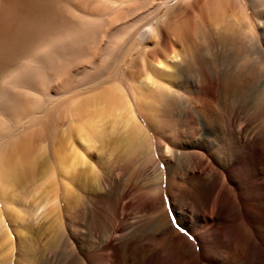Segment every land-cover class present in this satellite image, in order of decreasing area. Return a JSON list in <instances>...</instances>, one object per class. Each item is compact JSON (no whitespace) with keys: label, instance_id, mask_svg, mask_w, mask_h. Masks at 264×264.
Instances as JSON below:
<instances>
[{"label":"bare ground","instance_id":"bare-ground-1","mask_svg":"<svg viewBox=\"0 0 264 264\" xmlns=\"http://www.w3.org/2000/svg\"><path fill=\"white\" fill-rule=\"evenodd\" d=\"M5 1L9 3V7L7 6L6 12L0 15V107L11 106L18 109L21 106L19 111L7 107L8 111H18V113L21 112L22 105L26 104L24 108H28L30 101L24 102L23 98L21 102L19 94L25 95L35 106L42 105L47 83L52 82L55 74H60V71L63 72L62 76L66 75L67 78L59 77V80L60 78H63V82L65 80L62 84L64 87L61 86V89L65 88L63 92L68 90L70 92L72 90L70 88L75 87L73 84L75 82L84 84L79 86H84L83 90H80L86 95L83 94L80 98L77 97L76 92L77 99L71 98L74 102L69 104L74 112L75 139L63 159L64 173L68 174L69 171L72 172L80 166H86L88 170L94 169L89 161V149L95 143L110 142L114 150L119 151L125 158L138 156L144 160L146 166H154L156 175L152 186L154 196L150 195L146 199V203L152 209L158 210L163 205L165 183L170 181L179 185L180 192L176 200L178 199L182 209L177 208L178 221L172 224L165 210L163 213H158L153 222V230L156 234L163 237L175 235L187 244L189 255L202 260L200 264H206L204 259L207 255L205 250L201 254L197 253V248L206 244L210 248L208 253L211 259L218 257L221 253L217 251L219 237L227 244L224 251L228 250L231 253V249L238 242L240 247L250 249L237 256L233 255L232 260L227 256L225 264H264V130L260 135L255 131L258 127L254 130L250 125L240 122V115L246 112L245 109L264 113V22L260 20L263 29L259 30L252 20L247 0H234L236 14L225 17L224 11V14L219 15L222 19L220 18L218 26L223 24L219 26L220 30L227 31L232 41L240 42L241 47L238 45L237 49H233L227 56L223 55L214 63L208 59L202 61L200 64L204 65L207 71L195 77L197 80L194 84L191 82L192 79L187 81V78L183 76L185 80L179 74V65L172 63L177 60L179 54L175 49L176 54L171 48L169 50V39L166 42L169 45L162 42L164 39L161 26L168 12L162 16L159 14L163 9L168 11L175 2L181 0H108L111 3L109 6L115 9L125 3H134L135 7L126 5L128 11L129 8L133 11L128 12L127 19L120 28L113 26L114 23H118L114 19L117 11L111 12L113 9L102 17L99 16V19L93 17L92 19L89 15L88 17L86 14L77 13L76 8L70 6L68 4L70 2L66 0L65 3L58 0ZM15 4L21 5L22 7L19 8L23 10L18 16L11 17V13L15 11L13 8L17 7ZM173 8H176L175 5ZM143 9L146 11L142 14L143 11H140ZM139 12L141 15H137ZM70 14L72 18L69 17ZM119 14L120 18L123 14ZM128 15L133 18L129 19ZM145 19H150L146 25L144 24L146 28L139 27ZM231 22H233L232 27L229 25ZM47 27L55 30L51 32L54 33L55 36L53 34L51 36L54 38L47 40V36L50 37L47 35L49 33ZM153 33L158 35L155 36L159 39L157 46L160 45V52L156 51L157 59L149 58L153 60L152 62H148V58L144 60L142 79L128 78L123 72L120 77H126L124 82L120 77H116L121 79L119 82L104 81L103 77L102 81L96 79L95 74L98 69L106 67L116 58L114 55L116 51L113 50L112 54V48L119 45L115 49L117 50L124 43L127 49L124 46L122 48L125 50L131 51L135 48L144 50L148 48L149 37ZM158 39L155 40L156 43ZM95 44L98 46H94ZM172 46L174 48L173 44ZM94 49L96 51L93 54L91 51ZM170 51L174 56L169 55ZM88 52L92 53V56L100 55V60L91 62L90 70L84 68L82 75L80 73L81 77L78 75V78L73 79L77 75L70 76L65 72L67 69H63L60 64L74 66L72 64L79 63L81 59L84 61ZM89 54L87 57H90ZM150 55L148 54L149 57ZM144 56L143 58H146ZM97 57L93 58L97 59ZM87 60L82 63L86 64ZM120 65L119 67H123ZM52 72L55 74L51 75ZM111 72L113 73V70ZM106 73L107 78L112 74ZM215 80H220L222 83L223 98L218 99L215 109L214 106H208L214 111L207 108L204 109V114V111L199 109L200 113L204 114L202 115L199 111H195L194 107L192 109L191 105L186 106L185 102H182V106L175 105L183 98L182 93H186L187 85L188 87L190 85V88L195 86V94L210 95L209 89L213 87ZM48 99L50 100V97ZM212 100L210 101L213 102ZM211 104L210 106L215 103ZM70 116L72 118V115ZM162 118L173 123V126H170V135L164 138L163 144L166 147V154L171 155L175 163L168 162L165 170L156 167L155 153L157 146L158 151H162V142L159 143L155 135V131L163 130L166 126L163 122L166 124L167 121L165 119L162 122ZM6 127H0L1 142H8V138L12 135V130ZM262 129L263 125L260 131ZM19 136L22 135L18 134ZM18 137H15L17 139L12 146L15 150L11 158L5 157L2 154L4 152L1 153L0 150V176L2 181L4 180L3 182L12 188L21 183L22 179L27 180L28 176L34 174L33 172L38 168L41 169L36 155H27L22 149L25 148L22 146L25 141L21 143V138ZM6 142H2L3 145ZM167 173L168 178H166ZM4 187L0 189L2 201L6 199ZM127 195L128 193H124L122 196L125 198ZM50 201H45L50 203H46L47 207L53 204V199ZM46 205L43 204L42 207ZM6 209L4 211H7ZM2 210L0 200V264H11V256L15 251L17 254L15 259L18 261L14 264H120L119 246L124 242L127 243V240L131 245L130 240L134 239L122 234L119 225L117 228H112L113 230H101L98 226L92 229L95 220L90 217L89 211L82 210L79 213L80 218L78 217L81 223L79 228L82 229L80 234L69 231L70 227L72 230L74 228L72 224L67 227L56 219L55 234L48 238L43 248H40L37 246L39 240L29 234V228L24 229L21 238L13 237L9 232L10 229L7 231L5 227L6 218L8 217V221L13 217L12 212H8L11 208L7 213L5 212L7 215ZM122 210L123 206L118 203L114 209V220L118 223L122 220ZM47 213L46 216L50 215L49 212ZM177 226L194 236L196 243H193L189 237L181 235ZM244 236L246 238L242 241ZM155 256L156 253L149 254L143 264H146V260L153 262ZM215 260L217 263V258ZM209 264L214 263L210 260Z\"/></svg>","mask_w":264,"mask_h":264},{"label":"rangeland","instance_id":"rangeland-1","mask_svg":"<svg viewBox=\"0 0 264 264\" xmlns=\"http://www.w3.org/2000/svg\"><path fill=\"white\" fill-rule=\"evenodd\" d=\"M4 1L5 0H0V15L2 14V12H6L5 10H7L9 7V3H6L7 1H5L4 4ZM8 1L10 2V0ZM58 1L61 3H65V0ZM67 1L70 2L68 3L70 4V6H74L76 8L77 13L86 14L87 16L89 15L90 18L93 17L94 19H99V16L102 17L106 13L110 12L111 9H113L111 12L117 11V13L115 12L116 16L114 17V19L118 23H114L113 26L115 28H120L123 25L124 21H126L127 14L131 10V8H129L130 10L128 11L127 6L130 5L129 7H131L133 5V7H135L134 3H125L122 4L123 6H118V9H115L114 7H110L111 3L108 0H74L75 2L72 0H66V2ZM71 1L73 2V4ZM247 3L249 5V12L251 14L252 20H254L257 28L259 30H262L263 24L261 21L264 22V0H247ZM75 4L77 5V7ZM174 5L176 8H173ZM19 6L21 5L17 6L19 10L17 9V7L13 8L16 14L14 12V14L11 13V17L13 15H15L16 17V15L18 16V13H22L23 9L19 8ZM78 7L80 10L77 9ZM2 8L4 9L2 10ZM235 8L236 3L234 0H181L175 2L168 11L167 9H163L160 12L159 16L165 15L168 12L167 17L165 18V21L161 26V30H163L164 32H162V37L164 40L162 39L163 41H161L166 43L169 39V50L171 48V51H173L174 54H179V57L177 56V60H174V62L172 63L179 65V74L182 77L184 76L185 78H187V81L192 79L191 82L192 84H194V82H196L197 80L195 79V77L197 78L198 76L205 74L204 72L207 71L205 70L207 68L204 65L200 64L202 63V61H206L208 59L212 61V63H214L215 61H218V59H220L223 55H229L233 51V49H237V47L239 46L241 47L240 42L237 41V43H234V41H232L230 34H228L227 31H225L224 29L220 30V27L223 26V24L219 25L220 27L218 26V23L220 24V20L222 19V16L219 15L224 14L225 11V17L232 16L237 13ZM120 11L124 12L122 13ZM131 11H133V9ZM144 11L146 10L143 9L140 12H142L143 14ZM140 12L137 15H141ZM118 14L123 15H121L119 18ZM8 16L10 17V14ZM69 17L72 18V15L70 14ZM128 17H130L129 19H131L132 16L128 15ZM216 17L217 19H215ZM145 20L143 21L145 22ZM149 21L150 19H147L145 23L141 22V24H139V27L146 28L145 25ZM229 25L232 27L233 22H231V24L229 23ZM217 29H219L220 31ZM47 30V33L49 32L47 35L50 36H47V40L49 38H54L51 37L52 34L53 36H55L54 33L51 32H55V30L53 31L48 27ZM219 32L222 33L220 34ZM225 32H227L228 36H226L227 34H225ZM155 35L157 34L153 33L150 35L147 44L148 48L144 50H140L137 48H135L136 50L133 49L131 51L125 50L127 48L124 43L122 47L124 46L125 49L122 47H118L117 50H115L119 45H117L115 48H112V54L114 53V51H116V54L114 53V55H116V58L112 59L106 67L104 66L98 69L100 71H98L100 75L97 74V72L95 74L97 76L96 79L102 81L103 77L104 81L115 80V82H119L121 80L120 78H123L120 77L122 72L124 76H127L128 78H133L135 80L142 79L144 74V60L148 58L147 61L152 62L153 60L157 59L158 56L156 51H159L160 45L157 46L159 39ZM152 37L153 39L151 40ZM157 39L158 41L156 43L155 40ZM121 44L122 43H120V45ZM166 44L169 45L168 43ZM172 44L174 45V48ZM103 45L104 44H102V46ZM94 46L98 45L95 44ZM154 47H156L158 50ZM94 51H96V49L92 50L91 52L94 54ZM171 51V54H168L170 56H174L173 52ZM89 53L90 52H88V54ZM88 54L86 53L87 56ZM91 54H89L90 57L85 56L86 59L84 61H86L87 59L89 60H87L86 64H83L82 62L84 61H82L81 59L79 63L76 62L72 64L74 66H67L64 63H61L60 65H62L63 69H67V71L65 70V72H67L70 76L77 75V77H73V79L78 78V75H80V73L82 75V71L84 70V68H86L85 70L87 71L90 70V68L92 67L91 62L100 60V55L96 54V56H92ZM148 54H151L150 57L148 56ZM143 56L146 58H143ZM93 57H97V59H94ZM149 58H153V60L151 61ZM110 63H113L114 65L112 64L111 66L109 65ZM119 65L123 67H119ZM110 70H113V73ZM106 72H108V74H112L107 78ZM116 72L118 73L117 75ZM52 73L51 75L55 74V72ZM55 75V80L53 79L52 82H49V84L47 83L46 89L44 90L45 97H50V100L44 97L42 105L35 106L32 101L29 100V98H26L25 95L18 93L19 95H21L20 97L18 95L21 102H23L24 99V102H31H29V105L27 104L29 106H27L28 108H24L26 104H24V106L22 105L21 112L23 111V108L25 109V111H23L22 113H18L21 106L18 108L19 110L16 107L7 106L8 108H15L16 110H18L17 112H14L13 110H11L12 112L10 110L8 111V108L6 106L0 107V125L2 124L0 127L7 126L6 128L9 127L12 130H10L12 135L10 138H8V142L2 141L6 142V144L3 145V143L0 141V143H2V146H0L1 153L4 152L2 154L5 157L9 156V158H11L10 156L13 155L12 152L15 150L12 147L14 146L15 140L17 139L15 137H18V134H21L22 136H19L18 138H21V143L25 141L22 144V146H25V148L22 149H24L27 155H36L35 157H37V159L40 161L41 166V169L38 168L37 171L33 172L34 174L29 175V178L27 177V180L25 178L22 179V182L19 181L21 183H17L18 185L13 186V188L12 186L10 187L7 185V183L3 182L4 180L2 181L0 176V189L1 187L5 186L3 188V191H5V200H7L6 202H4L5 200L2 201V199H0L1 210L3 209L2 212L7 215L6 213L8 209L11 208V210H9L8 212H12L11 214H13V217H11V219H14L13 221H7L8 217H4V220L6 218V230L8 229L7 231H9L10 229L9 232L12 233L13 237L21 238L23 232H25L24 229L29 228V234L31 233L30 235L35 236V238L39 240L37 246L43 248L47 244L49 240L48 238L52 237L56 232V219H59L63 224H66L67 227L69 224H72L76 230L74 228L72 230V228L70 227L69 231H73V233L75 232V234H80V232H82V229L79 228V225L81 224L79 222V213L82 212V210H86V212L89 211L88 213H90V217H92L93 221L95 220L93 224L91 222L92 229L98 226L101 230H113L114 227L117 228L119 225L120 230H122V234L126 235L127 238L134 237L133 240H130V242H132L131 245H129L127 240V243L124 242V244H121L119 246L120 253L118 255V261L120 264H125V262L127 264H143L145 257L151 253H156V256L151 263L146 260V264H200L202 260H199L196 256L189 255L187 244L182 240H179L175 235L172 234L171 236L167 235V237L160 236L153 230V222L156 216H158V213H163V211L165 210L171 223L175 224L178 221V214L176 213L177 208L182 209V206L179 205L180 202H178V199L176 200V196L180 192L179 185L170 181L164 184V202L158 210L152 209L146 203V199H148L150 195L154 196L152 187L154 184V179L156 177L154 166H146L144 160L142 158H139L138 156L125 158L119 153V151L114 150V146L111 145L110 142H107L106 144L95 143L92 145V148L89 149V161L93 165L94 169L88 170L86 166H80L72 170V172L69 171L68 174L64 173L62 166V163L64 161L63 159H65L66 155L68 154L67 150L70 147L72 141L75 139V127L73 123L74 112L72 111V106L69 104H72V102H74V100L72 99L76 100L78 96L81 98L83 94L84 96L86 94L82 91V87L84 86H79L83 83L79 84L78 82L73 83L76 88L74 86V89L73 87H71L70 89L72 90H70V92L68 90L69 93L63 92V89L65 88L61 89V86L65 83V80L63 82V78H60L59 80V77H65V79H67L66 75L62 76L63 72L61 71L60 74ZM81 75L79 77H81ZM98 75L101 76V79L98 77ZM116 77L120 78L117 79ZM125 78H123L124 80L122 79V82L125 81ZM89 83L91 84V81ZM77 86L79 87L77 88ZM190 87V85L189 87L187 85L185 91L186 93H189H182L183 98L175 103L177 107L178 105L182 106V102H185L186 106L191 105V108H195V111H199L200 113V110H202L205 114V110H207V108L214 106L215 109L218 99L223 98V91L221 88L222 83L220 80H215V83L211 88L212 90L209 89L210 95L195 94V86L193 85L192 88ZM48 90L50 91L48 92ZM76 90H78L79 92ZM193 95H195L196 97ZM200 95L202 99L199 98ZM204 95L207 98H205ZM212 96L215 99L212 98ZM186 97H188L187 100H185ZM196 99H198L200 103L197 102ZM210 100H212L213 102H211ZM189 102L190 104H188ZM211 103L215 104L212 105ZM210 104L212 106H210ZM4 108H6L7 111ZM211 109L213 110V108ZM211 109L209 108L208 110ZM245 110L246 112L241 113L240 115V122L246 125H250L254 130L258 127L259 129L257 128L255 131L262 135L264 130V113H260L259 111V113H257L256 110L251 111V109ZM249 111H251V113H248ZM255 113L257 114L255 115ZM70 115H72L73 119ZM165 119L166 118H162V122ZM166 121L167 123L164 124L163 122V125H166L167 127L165 126L163 130H158L157 132L155 131L157 141H159V143L162 142L161 152L160 150L158 151V146L155 148V153L157 155L156 167L161 170L166 169V164L168 162H172V164L175 163L171 155L166 154V147L165 144H163L164 138H167L170 135V126H173L172 121L168 119H166ZM262 125L263 129L260 131ZM1 131L2 129L0 128V132ZM42 148L43 150H41ZM40 151L42 152L40 153ZM10 152L12 154H10ZM6 153L9 155H7ZM45 163L47 164L44 165ZM168 176L169 174L167 173L166 178H168ZM3 183L6 185H3ZM124 193H128L125 198L124 196H122ZM50 196L53 198H50ZM120 196L122 197L120 198ZM1 197L2 196L0 194V198ZM48 198L53 199V204H51L49 207H47L48 204L46 205V203L51 202ZM13 199L15 200V202H13ZM47 200L49 202H45ZM42 203L46 205L44 206V208L42 207ZM118 203H121V205L123 206L121 223H118L114 220V209ZM3 204L9 206H4ZM2 205L4 208L2 207ZM6 207L9 208L6 209ZM4 209H6L7 211H4ZM47 212H49L50 215L46 216L48 214ZM177 229L181 235L189 237V239L192 240L193 243H196L194 236L190 235V233L186 232V230L178 226ZM245 236L241 239L242 241H244V239L246 238ZM224 242L225 241L220 240L219 237L217 251H220L221 253L219 252L220 254H218V257L211 259L208 253L210 248L206 244L200 245L197 248V253L201 254L202 251L205 250L207 256H205L206 258L204 259V262L206 264H209L210 260H212L214 264H225L227 261L226 258H228L229 256V258H231L232 260L235 254L237 256L240 253L250 250L249 248L244 249V246L240 247L238 242V244L234 246L236 248L233 247V249H231V253L228 252V250H226V252L224 251V247L227 244ZM13 253L14 254L11 256V264H14L18 261V259H15L17 258L16 251ZM226 253H228L229 255H227ZM216 258L218 261L217 263L215 260Z\"/></svg>","mask_w":264,"mask_h":264}]
</instances>
